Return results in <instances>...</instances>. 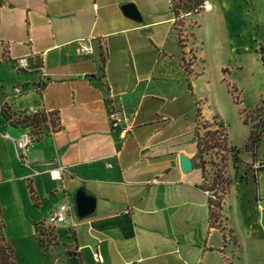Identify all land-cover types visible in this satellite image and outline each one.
<instances>
[{"label":"crops","instance_id":"1","mask_svg":"<svg viewBox=\"0 0 264 264\" xmlns=\"http://www.w3.org/2000/svg\"><path fill=\"white\" fill-rule=\"evenodd\" d=\"M209 1L212 14L218 0ZM180 42L167 0H0V106L44 107L58 118L54 130L32 141L23 163L3 135L18 139L27 130L0 114V189L7 193L0 192V220L14 264H68L69 252L79 264L249 261L223 209L214 223L210 218L196 164L197 107L208 115ZM21 56L29 70L17 69ZM16 85L25 93L14 97ZM111 109L127 134L111 128ZM248 153L246 163L261 160L257 150ZM181 158L189 169H181ZM263 173L249 171L264 196ZM80 187L95 199L82 218L74 208ZM64 203L71 205L67 220L53 227L55 244L45 248L35 223Z\"/></svg>","mask_w":264,"mask_h":264},{"label":"rangeland","instance_id":"2","mask_svg":"<svg viewBox=\"0 0 264 264\" xmlns=\"http://www.w3.org/2000/svg\"><path fill=\"white\" fill-rule=\"evenodd\" d=\"M217 6L212 14L184 16L175 28L181 35L185 61L194 73L195 96L201 99L203 115H208L204 118L224 125L222 130L213 124L208 129L218 128L228 135L226 151L213 149L203 154L204 186L210 188L215 175L222 177L225 192L221 193V188L216 194L211 189L209 192L224 198L221 208L236 226L241 245L249 251L246 264H264V219H258V210L264 212V196L258 194L259 181L254 182L249 174L259 169L253 167L257 160L246 163L251 156L244 149L250 128L264 117V62L258 52L259 46L264 47V0H218ZM205 130L199 129L203 139L207 138ZM231 146L239 150L240 162L232 160ZM257 152L264 169V130ZM221 155L226 160L222 161ZM261 177L263 194L264 173ZM0 192L7 195L3 189Z\"/></svg>","mask_w":264,"mask_h":264},{"label":"trees","instance_id":"3","mask_svg":"<svg viewBox=\"0 0 264 264\" xmlns=\"http://www.w3.org/2000/svg\"><path fill=\"white\" fill-rule=\"evenodd\" d=\"M180 32H179V42L181 41L180 38ZM259 58L260 61L264 62V47L259 46ZM182 64L185 70L188 73H192V70L189 68L188 63L185 61L184 56L182 57ZM40 89H42V86L39 84ZM1 115L3 119L6 121V123L9 126L12 127H21L28 131V133L31 135V137L34 140H38L39 137L46 133L54 130L57 127L58 118L56 117L55 113L50 112L48 117L40 112L37 114H30L27 112V110H21L18 112H11L9 107L4 103L1 108ZM197 130L195 132V139H196V146H197V153H196V164L200 167L202 171V176L204 179V162L202 160L203 154L208 153V151L213 149H221V151H226L227 149V141H228V135L227 133H222V129L224 127L222 121H219L218 124L212 123L213 125H217L221 130L218 128L214 129H208L210 126H212L211 123H209L208 120L204 119L203 116H201V109L198 106L197 107ZM216 116L213 117L215 119ZM50 120V126L49 127L47 121ZM245 122V120H244ZM200 127H203L205 130V135L207 138L203 139L199 133ZM264 130V117L261 116L260 119L255 123L249 131V134L247 136V140L244 144V149L252 154L253 157H255L256 150L258 147V141L261 137V134ZM216 134L220 135V138L216 137ZM230 151L232 152V160L236 162H240V159L238 157L239 150L236 147L231 146ZM221 160H226L223 155H221ZM223 179L220 175H215L213 179L212 186L210 188H207L204 186L206 191H209V189L215 191V194L218 192L219 188H221V193L225 192V189L222 187ZM31 200L33 201V204L37 206V197L35 196V193L33 191V188L28 182L27 184ZM214 195V198L209 197V211H210V218L211 221L214 223L216 219L219 217V210L221 208L222 198L220 196ZM0 264H14V261L12 259V248L5 242L4 235H3V228L4 225L0 220ZM35 228L37 230V240L40 245H42L45 248H48L50 245H54V235H53V227H48L44 224V222L35 223Z\"/></svg>","mask_w":264,"mask_h":264},{"label":"built area","instance_id":"4","mask_svg":"<svg viewBox=\"0 0 264 264\" xmlns=\"http://www.w3.org/2000/svg\"><path fill=\"white\" fill-rule=\"evenodd\" d=\"M168 8L170 10V13L172 15V21L176 25L178 21L182 20L184 16L190 15L192 13H199V12H208L212 9V4L209 0H167ZM15 65L17 69L21 70H29L30 65L28 62L27 57L21 56L15 59ZM38 71H42V66H38L36 68ZM42 73V72H41ZM40 89V87H39ZM25 91L18 85L14 86L12 89V96H20ZM1 108L0 106V114H1ZM24 110H27L30 114H37V113H44L47 117L48 114L51 112L50 110L44 108V107H35L30 106ZM118 111L116 110H109L108 112V120L110 122L111 128L114 130L119 131L121 134H127L129 132L130 127L129 126H123L120 124V121L118 119ZM48 125L50 124V120L47 121ZM51 128V126L49 125ZM5 138L10 139L16 148V155L19 161L23 162L25 161V155L27 151L29 150L30 144L34 140L31 135L26 131V133L23 134L22 137L18 139L11 138L8 135H3ZM263 165H261L259 162H255L253 164V167L256 169H260ZM33 174H36L37 171L35 169L32 170ZM52 173V172H51ZM208 196L211 198H214V195L210 194L209 191H206ZM69 203H64L56 208H54L49 214L46 219V222L44 223L48 227H54L58 223L65 222L67 220L69 209H70ZM95 260L100 262L101 256L98 253H94Z\"/></svg>","mask_w":264,"mask_h":264},{"label":"water","instance_id":"5","mask_svg":"<svg viewBox=\"0 0 264 264\" xmlns=\"http://www.w3.org/2000/svg\"><path fill=\"white\" fill-rule=\"evenodd\" d=\"M124 10L127 14L137 15L136 9L133 5H124ZM180 166L182 170H187L191 167V162L185 158L180 159ZM95 206V199L91 195L87 194L84 187H80L74 197V208L78 217L82 218L92 213ZM68 264H79L78 259L75 257V253L69 252L67 254Z\"/></svg>","mask_w":264,"mask_h":264}]
</instances>
